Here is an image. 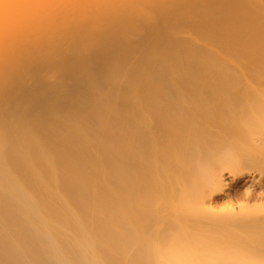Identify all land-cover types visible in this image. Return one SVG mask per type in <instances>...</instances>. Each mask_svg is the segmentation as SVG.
<instances>
[{
	"label": "bare ground",
	"instance_id": "obj_1",
	"mask_svg": "<svg viewBox=\"0 0 264 264\" xmlns=\"http://www.w3.org/2000/svg\"><path fill=\"white\" fill-rule=\"evenodd\" d=\"M0 264H264V0H0Z\"/></svg>",
	"mask_w": 264,
	"mask_h": 264
}]
</instances>
